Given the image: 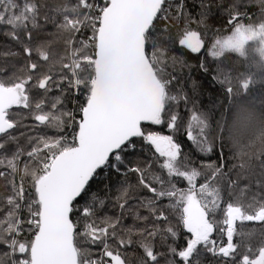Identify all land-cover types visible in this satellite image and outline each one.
Segmentation results:
<instances>
[{"label": "snow or ice", "instance_id": "snow-or-ice-1", "mask_svg": "<svg viewBox=\"0 0 264 264\" xmlns=\"http://www.w3.org/2000/svg\"><path fill=\"white\" fill-rule=\"evenodd\" d=\"M199 2L198 25H205L207 34L210 0ZM224 2L218 0L215 7L231 34L215 38L207 54L217 61L214 82L235 99L216 121L218 139L230 123L245 121L239 101L250 86L264 83V0H231L227 7ZM249 4L259 7L255 19L241 11ZM42 7L38 0H0V24L11 26L9 35L21 46L25 61L20 75L16 71L5 75L6 69L0 67V169H5L0 178L7 180L9 189L0 193V264H128L120 249L132 245L133 236L141 237L139 264H161L162 259L164 264H203L205 254L218 258L217 264H264V238L253 245V233L243 228L244 222H264V202L254 194L251 202L243 203L246 188L229 200L237 186L232 180L225 196L218 179H227L223 150L209 138L212 126L207 114L192 112L187 138L203 155L218 151L219 165L212 161L195 167L173 135L147 130L164 124L178 130L176 109L181 101L187 106L183 85L174 92L176 76L168 71L183 60L166 58L161 42L164 36L169 47L175 43L171 29L189 15L185 0H63L56 5L55 16L42 17L68 34L66 50L59 55L43 44L31 46ZM19 31L24 32L23 40ZM178 43L191 53H201L206 41L186 24ZM228 53L256 69L244 76L241 92H234L230 75L219 63ZM57 66L59 71L53 72ZM200 68L209 71L204 62ZM192 87H198L195 80ZM54 91L59 95H51ZM68 95H83V103L74 99L75 107L67 108ZM14 107L27 110L37 123L23 124L24 112H12ZM193 125L198 135H193ZM21 127L40 131L14 135ZM49 129L54 135H48ZM21 137L27 148L20 145ZM135 138L163 161L152 157L144 167H130L126 161L129 150L136 149ZM236 154L243 158L246 149ZM23 157L27 159L21 166ZM152 162L158 163L159 172L152 170ZM106 169L125 177L134 174L136 184L125 179L114 197L110 192L89 195L90 181ZM26 180L30 189L25 188ZM178 180L186 181L187 187H178ZM134 188L148 194L133 196ZM106 206L117 209V214L98 216ZM170 215L190 234L179 248V232ZM128 216L133 224L125 226ZM28 234L30 239L25 238ZM156 239L167 246V256L156 250Z\"/></svg>", "mask_w": 264, "mask_h": 264}, {"label": "trees", "instance_id": "trees-1", "mask_svg": "<svg viewBox=\"0 0 264 264\" xmlns=\"http://www.w3.org/2000/svg\"><path fill=\"white\" fill-rule=\"evenodd\" d=\"M23 2V0H20ZM63 0H38V3L45 5L41 8V19L40 27L33 31V40L31 46L35 48L37 45L43 44L48 48L50 53H56L57 55L63 54L66 50L67 45L65 44L66 39L68 38L67 33L59 31L52 23H44L43 15L47 13L49 16H55L54 9L56 5L62 3ZM74 2V0H73ZM179 2V0H176ZM209 2V0H206ZM218 0H210L209 11L211 14L207 17L205 24L207 25L209 31L205 34V25H198L200 20L199 13L201 12V4L199 0H185L186 8L188 11V18H182L180 21L175 22V27L171 29L172 39L175 41L171 47H169V41L166 37H161V42L166 49L165 56H177L183 60V64L177 63L175 69L172 67L168 68V71L176 76V81H174L172 88L174 92L181 91L179 85H183V91L187 93L188 101L187 106L183 101L180 102L176 111L178 112V130L173 131L167 128V125H152L147 128L148 131H158L161 134L173 135L174 139L182 145V153L186 154L189 162L198 168H201L202 162H212L215 161L217 165L220 164L219 153L214 150L211 155L201 154L196 146L187 138V132L189 129V124H191V114L193 111L199 113L207 114L209 122L211 124V129L209 132V138L212 140L216 148L219 149L222 147L224 155V173L227 174V179L220 177L218 178L222 188L224 189L225 196L227 197L228 189V180L236 181L237 186L233 192L232 197H228L229 200L234 199L235 196L240 195V189L246 188L244 194L243 203L247 204L251 202V198L254 194L258 195V201L264 202V156L261 155H246L243 158L238 156L237 150L230 143L226 132L219 134V139L217 138L216 132V121L220 119V113L227 110V105L230 99H235V97H228L225 94L224 88L215 83L213 80V73L216 68L217 61H214L207 54V49L210 46L211 42L215 38L221 36H227L231 34V27L227 24L226 20L221 19V11L219 8L215 7V3ZM231 0H225L223 7H227ZM241 11H246L250 18L255 19L259 13L258 5L249 4L247 6H241ZM175 15V13H173ZM191 29L200 31L202 38L205 39V49L201 50V53H191L190 49H185L184 46L179 45L178 40L181 38L185 25ZM13 29L11 26L0 24V67L6 69L5 75H10L13 71H16L17 75L21 73L18 71L21 67L24 66L23 52L21 46L9 35ZM23 40L24 32L19 31L17 33ZM90 34V33H88ZM87 35V34H86ZM17 52L21 53L20 56H12L8 53ZM33 60H36L35 54L33 55ZM204 62L208 66V73H204L200 64ZM219 63L222 65L224 72L231 77V86L234 89V92H241L242 80L244 76L250 72H255L256 69H249L246 61L238 57L236 54L228 53L225 57L221 58ZM15 66V67H13ZM44 71H47V65H43ZM59 67L53 69V72H58ZM259 74L257 75L258 78ZM195 80L198 84V87L194 90L192 87V81ZM51 95H59L58 92L54 91ZM244 99L251 100L257 105L264 106V83H257L254 86H250L248 93ZM78 100L80 103H83V95L73 97L68 95L66 98V107L71 109L75 105L73 100ZM12 112H24L25 116L21 121L25 125L32 126L37 122L33 121L30 116L27 115V110H22L18 108H13ZM79 119V116L77 117ZM16 119H20L19 116ZM40 130H33L32 127L28 128H18L13 134L20 136L21 132H27L29 135H36ZM48 135H54L53 130L49 129ZM191 131L193 135H198V130L195 125L192 126ZM136 149L135 151L129 150L127 163L129 166L140 165L144 167L147 162L150 161V158L155 157L160 162L163 161V158H159L158 154H155V150L151 149L146 145L140 138L135 139ZM20 145L25 148L28 147L26 144L25 138L21 137L19 141ZM27 159L26 157L22 158L21 166L23 160ZM244 163L245 167L242 169L240 164ZM5 170V169H0ZM152 170L159 172L158 163L152 162ZM203 170V169H202ZM127 179L130 183L136 184L137 177L134 174H129L125 177L122 174H117L115 171L106 169L100 172L99 175L95 176L90 182L91 193H96L99 196H105L109 192L114 197L116 195L115 189L119 184L123 183ZM203 182L202 180L197 183ZM7 180L0 178V193L6 194L9 190L6 187ZM177 186L180 188H186L187 183L183 180H178ZM25 188L30 189V182L26 180ZM146 190L132 189L131 195H146ZM84 199H80V204L85 203ZM130 203H136L135 200L130 201ZM163 204H167L168 201H162ZM225 206L222 204V207ZM107 212L109 215H116L117 209L105 207L103 210L97 213L98 216H103ZM143 215H147L146 210L141 209ZM220 214H218L219 217ZM174 227L179 232V239L176 241V246L179 248L185 244V238L190 236L185 229L170 215ZM125 226L132 225L133 220L131 216L126 217L123 220ZM244 231L252 232L251 242L253 245H256L264 238V222L252 221L243 223ZM26 239H30V234L25 236ZM141 237L133 236L134 243L127 246L126 248L120 249L122 254L125 255V258L128 264H139L140 257L143 255V251L139 246L138 241ZM156 245V250L168 255L167 246L162 245L159 239L154 241ZM168 243H172L171 240ZM95 251V247L93 248ZM203 264H217L216 257L211 256V254H205L202 258ZM161 264H164V260H161Z\"/></svg>", "mask_w": 264, "mask_h": 264}, {"label": "clouds", "instance_id": "clouds-1", "mask_svg": "<svg viewBox=\"0 0 264 264\" xmlns=\"http://www.w3.org/2000/svg\"><path fill=\"white\" fill-rule=\"evenodd\" d=\"M239 105L245 110L247 118L240 124L230 123L226 131L227 137L234 141L233 147L238 152L244 148L249 156L262 154L264 153V106L248 99L240 100Z\"/></svg>", "mask_w": 264, "mask_h": 264}, {"label": "water", "instance_id": "water-1", "mask_svg": "<svg viewBox=\"0 0 264 264\" xmlns=\"http://www.w3.org/2000/svg\"><path fill=\"white\" fill-rule=\"evenodd\" d=\"M136 139V138H135ZM95 177V176H94ZM91 182V181H90ZM83 195V194H82Z\"/></svg>", "mask_w": 264, "mask_h": 264}]
</instances>
